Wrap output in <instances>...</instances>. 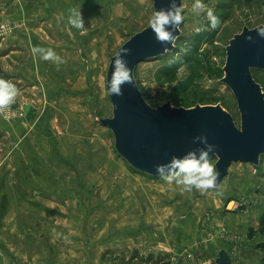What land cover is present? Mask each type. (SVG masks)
<instances>
[{"label": "rangeland", "instance_id": "1", "mask_svg": "<svg viewBox=\"0 0 264 264\" xmlns=\"http://www.w3.org/2000/svg\"><path fill=\"white\" fill-rule=\"evenodd\" d=\"M59 1L56 10L64 12L57 19L60 34L47 12L22 29L31 25L46 45L64 48L80 60L81 92L49 95L47 86L60 73L52 76L49 62L28 84L19 74L27 58L22 35L15 46H0V78L18 89L15 102L0 110V127L26 118L30 107L28 124L45 128L37 144L40 153L29 149L28 163L0 134V264H216L221 249L233 264H264L259 248L264 235L258 232L264 214V156L257 166L231 163L214 190L182 193L160 176L134 171L115 152L111 130L98 123L112 117L109 61L149 26L152 0ZM194 2L181 0L184 21L173 50L139 62L134 78L154 108L167 101L183 108L221 105L239 126L235 98L221 83L226 46L244 27L264 25V0H203L206 7L199 17L192 11ZM4 6L0 2V38L9 45L15 28ZM208 8L220 19L214 30L208 27ZM74 9L80 10L83 30L69 23ZM197 21L205 29L199 34L193 30ZM252 75L264 92V70ZM20 185L26 188L22 195L15 189ZM249 228L253 239L247 236Z\"/></svg>", "mask_w": 264, "mask_h": 264}, {"label": "water", "instance_id": "2", "mask_svg": "<svg viewBox=\"0 0 264 264\" xmlns=\"http://www.w3.org/2000/svg\"><path fill=\"white\" fill-rule=\"evenodd\" d=\"M176 2L181 5V0ZM152 3L153 10L166 9L170 0H152ZM258 28H264V25L252 29L244 27L226 46L221 83L235 98L239 126L221 105L183 108L174 107L167 101L154 108L148 104L134 78L137 64L164 55L174 46L158 42L150 25L132 35L116 53L122 48L129 49L126 59L132 69L133 82L121 86L122 95H108L112 117L98 119V123L111 130L117 155L134 171L155 178L159 176L155 171L157 164L202 148L203 145L194 142L193 138L204 135L209 144L215 145V154L209 155L216 160L217 185L228 176V168L233 162L257 166L264 154V92L252 75L254 69L264 70V38L257 35ZM173 35H180L179 28ZM115 54L109 61L106 89Z\"/></svg>", "mask_w": 264, "mask_h": 264}, {"label": "clouds", "instance_id": "3", "mask_svg": "<svg viewBox=\"0 0 264 264\" xmlns=\"http://www.w3.org/2000/svg\"><path fill=\"white\" fill-rule=\"evenodd\" d=\"M203 0H195L192 5L193 13L199 17L202 10L205 9ZM206 19L208 27L216 29L220 24V19L214 14L212 8L206 11ZM184 21L183 9L177 4L176 0H170L169 6L165 9L161 7L159 10L154 9L149 20V25L153 30L158 42L162 44H174L177 36L173 35V31L177 30ZM69 23L77 29H85L80 10H73L69 17ZM196 34L204 31V27L199 21L193 26ZM257 35L264 38V28L257 29ZM251 39V37H247ZM34 54H40L44 60H52L58 65L64 63L63 59L58 56L52 49L33 48ZM129 49L122 48L115 54L112 61L111 78L107 84L108 95H122L121 86L125 83L131 84L132 69L128 67L126 59ZM18 89L11 81L0 78V110L7 109L11 106L17 97ZM194 142L199 141L203 145L194 151H188L183 156H172L171 159L164 164L155 166L156 173L168 184H174L182 193H191L194 189L200 192H206L214 189L218 183L219 172L215 164L211 162L215 145L209 144L204 135L194 137ZM212 153L210 156L209 154Z\"/></svg>", "mask_w": 264, "mask_h": 264}, {"label": "crops", "instance_id": "4", "mask_svg": "<svg viewBox=\"0 0 264 264\" xmlns=\"http://www.w3.org/2000/svg\"><path fill=\"white\" fill-rule=\"evenodd\" d=\"M55 1L58 3L57 5H55ZM0 2L5 5V17L8 16L11 21H13L12 23L15 28L14 31H12L13 34L9 37L8 41V44L10 42L12 43L7 45L6 41L8 39L2 42V39L0 38V46L1 48L2 44L5 46H15L16 44L14 42L18 39L17 37H21L22 35V43L24 42L27 51V58L25 64L19 68L21 72H19V74L24 79L28 80L27 83L29 84V80H31L30 78L36 77V72H39L42 75V73H44L46 63L49 62V65L53 69L52 76H55L54 74L57 72V70H60V73H56L58 75L54 77L52 84L50 85L51 87L47 86L46 91L49 93V95L53 97L58 93L61 96L64 94L65 90L68 93L81 92V81L83 80V75L80 76L79 73H82L80 71L83 70V64L80 62V60L76 57H73L72 54L70 52L68 53L64 48L61 50L56 49L55 51L51 46L46 45V43L40 38V34L31 25H28L22 29V26H25L24 23L26 21H28V24H31L34 22L33 19H35L37 16L42 15V13L44 15L47 12L46 15H48L51 19L50 23H52L54 27H56V23L58 24V30L56 31L57 34H60L61 21L58 23L57 19H59V14L60 16L63 14L62 16H64V12L61 11L62 13H59L57 12L56 8H60L62 3L59 0H0ZM0 16L2 17V10L0 12ZM33 48H43L45 50L52 49L63 59L64 63L58 65L52 60H44L40 54L33 53ZM79 49L81 48L79 47ZM41 83L42 81L39 80L38 84ZM27 109L26 118L10 123V125H2V127H0V134L2 132L5 133V135L13 144L15 150L19 152V154L21 152L19 156L22 158L21 161L24 163H28L27 158L29 159L32 156V152L29 151V149L35 148L40 153V149L37 144L40 143L41 137H43L45 132V128H43L44 125L39 124L35 129H32L31 125L28 124V120H30L29 116H32V114H30V107ZM30 176L34 177L33 174ZM20 186L16 187L15 189L17 194L22 195L24 193L25 187L23 188L22 185ZM7 189L9 191V188ZM0 196L2 197V161L0 162ZM39 202L41 201L39 200ZM0 205V219H2V198L0 199ZM24 205H27V203H24ZM9 212L14 213L12 209Z\"/></svg>", "mask_w": 264, "mask_h": 264}, {"label": "trees", "instance_id": "5", "mask_svg": "<svg viewBox=\"0 0 264 264\" xmlns=\"http://www.w3.org/2000/svg\"><path fill=\"white\" fill-rule=\"evenodd\" d=\"M254 70H257V69H254ZM263 156L264 154L261 155L260 158ZM258 226H259L258 232L264 235V214L260 216ZM247 236L249 239H253V237L255 236V233L252 231L251 228H249ZM259 248H261L264 251V244L259 245ZM262 261L264 263V258ZM216 264H233L230 254L225 249H221L219 251L217 259H216Z\"/></svg>", "mask_w": 264, "mask_h": 264}]
</instances>
